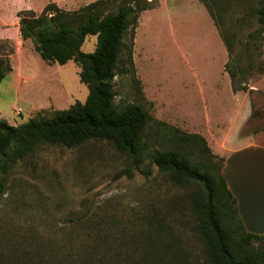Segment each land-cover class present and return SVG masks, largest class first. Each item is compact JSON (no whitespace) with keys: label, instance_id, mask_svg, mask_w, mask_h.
Here are the masks:
<instances>
[{"label":"rangeland","instance_id":"374dc122","mask_svg":"<svg viewBox=\"0 0 264 264\" xmlns=\"http://www.w3.org/2000/svg\"><path fill=\"white\" fill-rule=\"evenodd\" d=\"M207 1L230 43V67L252 65L246 81L256 87L252 99L259 114L247 128H262L264 30L258 32V9L264 0ZM56 2L77 10L91 1ZM25 10L40 13L30 0H0V58L13 66L0 82V118L12 125L85 103L89 94L75 61L49 65L32 40H22L18 14ZM205 17L184 4L171 9L169 17H152L145 28L139 18L133 46L137 64L134 72L116 76V103L140 101L157 119L188 133L203 128L206 110L195 75L215 82L225 58L210 45ZM96 44L97 35H90L82 49L93 52ZM198 44L202 52L195 56ZM122 57H129L127 48ZM4 187L0 264H211L190 204L200 185L175 183L149 159L136 167L109 140L91 139L72 148L43 144L17 163Z\"/></svg>","mask_w":264,"mask_h":264},{"label":"trees","instance_id":"16d2710c","mask_svg":"<svg viewBox=\"0 0 264 264\" xmlns=\"http://www.w3.org/2000/svg\"><path fill=\"white\" fill-rule=\"evenodd\" d=\"M200 1L217 24L212 4ZM157 4V0H96L80 9L66 10L50 2L40 13L19 12L21 38L32 40L49 64L75 61L89 94L85 103L55 109L49 115L38 113L18 125L0 118V192L5 189L9 172L41 145L72 148L91 139H106L136 167L149 159L175 183L200 185L190 204L211 264H264V235L248 232L239 218L236 199L224 173V157L212 151L203 135L157 119L140 101L116 103V76L135 71L133 46L140 15ZM258 13V32L262 33L264 6ZM220 32L230 54V43ZM90 35H97L96 48L85 52L82 47ZM128 37L132 38L130 45ZM126 48L129 57L124 60ZM251 68L252 65L230 67L226 63L234 91L249 89L246 76ZM12 71L10 60L0 58V82ZM260 72H264L263 67ZM141 96L145 98L143 91ZM257 113L254 111L253 117ZM259 129L264 127L256 130ZM255 241H263L262 246H255Z\"/></svg>","mask_w":264,"mask_h":264},{"label":"crops","instance_id":"0c3cea01","mask_svg":"<svg viewBox=\"0 0 264 264\" xmlns=\"http://www.w3.org/2000/svg\"><path fill=\"white\" fill-rule=\"evenodd\" d=\"M56 1L61 0H30V3L31 7L41 12L50 2H55L60 7ZM157 1L158 4L154 8L145 10L141 14L140 23L144 28L152 17L159 15L169 17L171 9H177L184 4L191 5L206 16L205 31L207 36L213 39L210 45L220 48L225 54L221 63L222 75L216 77L215 82L211 83L206 75H195L199 93L203 98L206 116L203 128H195L194 126L193 128H195L196 133L206 138L215 154L224 157V173L229 188L236 199L239 218L245 229L253 234L264 235V129L250 130L247 128L254 118L255 109L252 95L256 93V87L251 85L248 90H233L231 77L225 70V65L230 57L227 45L217 24L200 0ZM201 6L206 8V13ZM138 42L139 31L135 37L136 47ZM200 47L201 45L198 44L193 49L195 56L202 52ZM134 63L137 64L136 58ZM138 75H144V72L138 69ZM210 95L214 101L212 105H215L212 107H210L207 97Z\"/></svg>","mask_w":264,"mask_h":264}]
</instances>
